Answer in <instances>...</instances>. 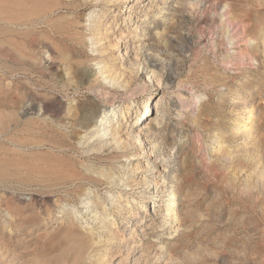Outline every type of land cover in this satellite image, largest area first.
<instances>
[{"label":"rangeland","instance_id":"rangeland-1","mask_svg":"<svg viewBox=\"0 0 264 264\" xmlns=\"http://www.w3.org/2000/svg\"><path fill=\"white\" fill-rule=\"evenodd\" d=\"M0 264H264V0H0Z\"/></svg>","mask_w":264,"mask_h":264},{"label":"bare ground","instance_id":"bare-ground-1","mask_svg":"<svg viewBox=\"0 0 264 264\" xmlns=\"http://www.w3.org/2000/svg\"><path fill=\"white\" fill-rule=\"evenodd\" d=\"M149 5V4H148ZM226 13V12H225ZM101 72V71H100ZM102 73V72H101ZM147 111H148V108H147ZM145 112H146V110L145 111H143L142 113H141V115L142 114H145ZM242 122H243V119L242 118H240L239 119V121L236 123V130L237 129H239V127H240V125L242 124ZM99 126V125H98ZM100 127V126H99ZM106 129V128H105ZM99 136L100 137H105L107 134H106V132H105V130L104 129H101L100 131H99ZM109 133V132H108ZM174 193H170V195H169V197H168V199H167V201H165V205H164V211H163V213H162V219H163V222L161 223V224H159V228H160V230H164V229H166V228H168L169 227V225H167L166 223H167V221H168V219L170 218V217H173V219H174V221H176L177 220V217H176V214L174 213V211H175V209H174V203H173V200H174ZM154 212V211H153ZM153 216V215H152ZM156 212L154 213V218H156Z\"/></svg>","mask_w":264,"mask_h":264}]
</instances>
